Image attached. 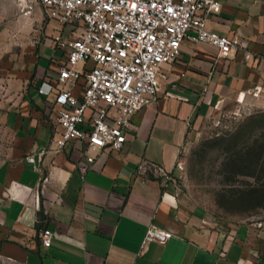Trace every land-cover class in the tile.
<instances>
[{"label":"crops","instance_id":"0c3cea01","mask_svg":"<svg viewBox=\"0 0 264 264\" xmlns=\"http://www.w3.org/2000/svg\"><path fill=\"white\" fill-rule=\"evenodd\" d=\"M219 1L209 28L240 36L244 49L219 56L217 47L185 39L164 66L159 94L133 117L123 149L90 151L89 162L83 141L51 149L57 107L39 92L67 59L51 38L69 27L0 0V264H264V220L216 228L177 186L183 148L201 123L264 98V0ZM152 224L173 238L143 245Z\"/></svg>","mask_w":264,"mask_h":264},{"label":"built area","instance_id":"2783aa9c","mask_svg":"<svg viewBox=\"0 0 264 264\" xmlns=\"http://www.w3.org/2000/svg\"><path fill=\"white\" fill-rule=\"evenodd\" d=\"M20 14L32 16L41 9L45 16L69 27L52 43L67 52L55 82H44L39 92L53 96L60 134L51 149L63 151L80 140L90 151L121 150L127 142L133 117L159 94L164 66L181 53L189 38L218 48L219 56L244 49L240 36L220 35L208 20L222 9L219 0H16ZM251 53L246 57L250 58ZM83 80L82 94L73 87ZM259 90L254 95L259 94ZM27 160L36 164L34 155ZM36 168L37 165H35ZM183 170V165L178 162ZM166 181L174 180L164 167L150 165ZM145 172V164L139 166ZM260 226L262 223L259 224ZM174 233L150 225L143 245L166 244ZM53 232L45 229L42 242L52 243Z\"/></svg>","mask_w":264,"mask_h":264},{"label":"rangeland","instance_id":"374dc122","mask_svg":"<svg viewBox=\"0 0 264 264\" xmlns=\"http://www.w3.org/2000/svg\"><path fill=\"white\" fill-rule=\"evenodd\" d=\"M181 163L180 193L216 228L264 220V98L203 121Z\"/></svg>","mask_w":264,"mask_h":264}]
</instances>
